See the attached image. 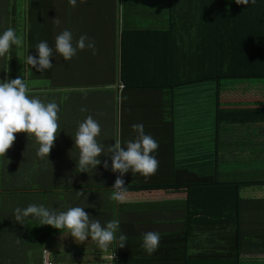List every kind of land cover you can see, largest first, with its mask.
Masks as SVG:
<instances>
[{
	"label": "trees",
	"instance_id": "trees-1",
	"mask_svg": "<svg viewBox=\"0 0 264 264\" xmlns=\"http://www.w3.org/2000/svg\"><path fill=\"white\" fill-rule=\"evenodd\" d=\"M125 3L124 25L118 26L114 12L102 28V74L40 78L69 88L58 100L66 129L72 123L76 132L81 118L70 116L94 106L86 111L102 122L104 147L114 143L117 131L122 143L135 139L131 125H144L145 134L159 144L152 153L159 166L147 180L126 173V197L149 191L159 199L139 200L134 208L112 200L119 173L110 170L106 148L102 171L97 167L80 173L76 183L85 185L69 189L71 204L91 215L118 214L116 235L125 234L127 245L116 247L114 264H127L144 252L141 244L148 230L160 233L158 249H164L147 264H242L241 254L264 252V95L225 98L222 93L232 90V82H264V0L248 5L235 0H165L162 14L167 22L158 28L139 22L144 19L132 12L139 8L130 0ZM229 134L235 141L227 140ZM6 176L0 167V223L5 210L1 177ZM22 194H11L22 209L50 203L42 192L29 191L28 200L21 199ZM63 199L57 212L71 208ZM41 227L45 242L51 228H35Z\"/></svg>",
	"mask_w": 264,
	"mask_h": 264
},
{
	"label": "crops",
	"instance_id": "crops-1",
	"mask_svg": "<svg viewBox=\"0 0 264 264\" xmlns=\"http://www.w3.org/2000/svg\"><path fill=\"white\" fill-rule=\"evenodd\" d=\"M130 1L135 3V7L139 8L132 10V12L138 13L137 16L144 19L139 20V22L146 23V26L153 28L166 26L167 21L162 14V11H164L162 5L165 0ZM124 4L127 5L125 0H89L88 3H80V0H78L77 6L73 7L68 3V0H0L2 10L0 12V34L11 27L23 41L20 46L13 45L9 54L0 57V81L22 77L28 87L27 94L30 97L39 98L44 103L55 101L58 105L59 94L68 91L69 88L48 84L47 80L45 81L40 77H64L85 75V73L86 75L102 74V28L107 24V17H111L114 12L117 14L118 26L122 27L124 25L121 19ZM150 10L153 12L152 15L148 14ZM146 16H149L150 19L145 18ZM56 17H59L61 21L59 26H56L53 22ZM143 24L139 25L142 26ZM128 25L135 27L138 24L129 21ZM65 29L72 32L74 46L81 35H86L91 41H94L95 55L88 49L78 50L71 60L65 61L53 52L51 60L53 67L51 69L37 72L34 68H31L26 63V56L38 57L36 46L40 41H47L49 46L54 49L55 37ZM85 60L89 61L85 64ZM30 76L38 78L30 79ZM59 120L61 125L60 116ZM64 128L63 124L60 132L57 133V138L48 159H42L36 155L38 145L34 138H27L25 133H17L12 147L7 151L3 161L0 162L2 172L8 173L5 178L1 177V193L3 192L2 199L5 210L3 213L4 221L0 223L3 238V242H0V254L3 255L0 264H114L111 257L117 247L115 242L108 250L104 251L97 245L93 248L88 244H84L86 242L96 243L90 238L82 244H79V242L74 244L75 242L66 229L57 230L47 225V230L51 228L49 231L51 237L49 240L46 239L45 242H41V238L38 237L43 235L42 228H35L40 224L38 218L27 217L21 224L14 219V209L21 207L17 206V201L15 202L11 194L18 191L24 193V195H21L23 200H28L29 191L44 193L50 202L45 207L55 211L59 210L61 197L64 198L66 206L70 204L69 207H74L71 204L73 195L69 189H73L76 185L84 186L85 182L82 184L76 183L80 179L79 169L76 167L79 150L76 148L75 143L69 140V134L73 133V124H67L66 130ZM116 135L113 142L119 137L118 131ZM96 139L98 143L102 144L104 140L102 129L101 134ZM122 146L126 147L124 141ZM106 148L104 147L105 150ZM100 166H102V163L97 167L100 168ZM12 173L15 174L12 175ZM81 178L83 181L82 175ZM64 192H66V195H64ZM131 194L133 196L126 197V201L131 208L138 207L134 202L136 203L142 199H151L148 201L152 202L159 199L149 191L131 192ZM113 206L114 204L111 203L112 210ZM130 207L126 206L129 209ZM112 215L114 219L118 220V214H111L109 218V215L105 213L95 214L92 212L91 216L99 219L101 224L104 225L106 222L114 220ZM149 231L151 230L146 231V233ZM61 242L66 243L61 244ZM9 245L10 249L7 248ZM163 249V247L158 249L161 255ZM83 251H89L90 255H85ZM156 254L154 252L152 255H148L144 251L136 257L132 256V259L126 263L147 264V260L154 258ZM239 258L242 264H264V252L243 253ZM150 261L155 262V260ZM124 263L125 260L124 262L119 261V264Z\"/></svg>",
	"mask_w": 264,
	"mask_h": 264
},
{
	"label": "clouds",
	"instance_id": "clouds-1",
	"mask_svg": "<svg viewBox=\"0 0 264 264\" xmlns=\"http://www.w3.org/2000/svg\"><path fill=\"white\" fill-rule=\"evenodd\" d=\"M78 0H68V3L76 7ZM86 0H80L84 3ZM237 5H248L250 0H235ZM255 3V0H251ZM56 26L61 21L59 17L53 19ZM23 43L16 31L9 27L0 34V57L9 54L13 45L20 46ZM91 50L95 55V42L91 41L86 35H81L73 44V34L70 30H63L55 37L54 49L49 46L47 41H40L36 46L37 56L27 55L26 63L37 72H43L53 67L51 62L53 52L59 55L63 60H71L78 50ZM28 87L20 77L10 80L0 81V157H5L7 151L12 147L16 140L17 133H25L27 138H34L38 145L36 155L39 158H47L50 154L57 133L60 132L58 123V105L55 101L44 103L39 98L30 97ZM124 97L119 95L118 102L122 103ZM87 109L82 108L81 111ZM135 132V139L128 140L125 146L119 137L115 142L108 146L110 153V170L113 173H119L112 186L111 199L117 203L126 202L127 188L125 186L124 175L126 173L140 174L147 180L154 175L158 169L159 161L152 153L159 148L158 142L148 134H145L144 125L137 123L131 125ZM101 127L97 120L91 115L81 122L75 133V146L79 150V158L76 167L79 173H87L101 165L98 159L104 155V146L97 142ZM106 156V155H105ZM50 162V161H49ZM103 167L109 169L107 160L103 161ZM78 196H83L84 192L77 191ZM34 217L40 220V225L51 226L57 230L66 229L73 241L84 243L89 238L96 242L100 249L108 250L115 242L117 248H124L127 245V236L120 234V221L110 220L104 225L99 219L93 218L85 208L71 207L66 211L57 212L37 204H29L26 208L17 207L14 209V219L18 223L27 217ZM160 233L149 231L143 234L141 247L146 254L152 255L160 245ZM111 259L115 260L114 252Z\"/></svg>",
	"mask_w": 264,
	"mask_h": 264
},
{
	"label": "rangeland",
	"instance_id": "rangeland-1",
	"mask_svg": "<svg viewBox=\"0 0 264 264\" xmlns=\"http://www.w3.org/2000/svg\"><path fill=\"white\" fill-rule=\"evenodd\" d=\"M89 2V0H86V2H84V3H88ZM2 10H1V7H0V12H1ZM150 12L153 14V12H152V10H150ZM21 79H22V77H20ZM48 83V82H47ZM48 84H50V83H48ZM230 86H232L233 88H232V90L231 89H229V90H226L224 93H222V97H225V98H232V97H236V96H249V95H255V94H258V95H260V94H262V95H264V82L262 81H257V82H253V83H251V82H248V81H237V82H232V83H230L229 84ZM85 109H90V110H93L94 109V106L92 105V104H90V105H87V106H85L84 107ZM85 112H87V114H88V111H79L77 114H75L74 116H70V119H72L73 117H75V116H78L79 115V117L81 118V122H83L85 119H86V117L87 116H89V114L88 115H86L85 114ZM81 114V115H80ZM92 114V113H91ZM84 115V117H82ZM105 115H106V119H108L109 117H111L110 116V113L109 112H106L105 113ZM105 115H103V116H105ZM95 120H97L98 121V119H97V117H96V115H91ZM99 122V121H98ZM58 123H59V125H60V120L58 121ZM64 124V123H63ZM63 124L61 123V125H60V130H61V127L63 126ZM99 124H100V127H101V129H102V122H99ZM59 130V131H60ZM59 133V132H58ZM75 133L76 132H73L72 134H69V140H71V141H73V143H74V135H75ZM100 134H101V132H100ZM227 140L228 141H235V139H236V136H234L233 134H229V135H227ZM109 143H111V140H109ZM112 144V143H111ZM103 156H100V159H101V161H102V158ZM99 170L100 171H102V166H100V168H99ZM102 174V173H101ZM103 182V181H102ZM42 228V227H41ZM43 230H45L44 228H42ZM38 238H40V237H38ZM63 243H66V242H61V244H63ZM74 244H76V243H74ZM82 244V243H81ZM84 244H88L89 246H91V247H93V248H95L96 247V243H92V242H86V243H84ZM7 248L8 249H10L11 247H10V245L9 246H7ZM96 250V249H95ZM104 251V250H103ZM71 252V251H70ZM83 252H85L84 254L85 255H87V256H89L90 254H89V251H83Z\"/></svg>",
	"mask_w": 264,
	"mask_h": 264
},
{
	"label": "built area",
	"instance_id": "built-area-1",
	"mask_svg": "<svg viewBox=\"0 0 264 264\" xmlns=\"http://www.w3.org/2000/svg\"><path fill=\"white\" fill-rule=\"evenodd\" d=\"M121 87V86H120Z\"/></svg>",
	"mask_w": 264,
	"mask_h": 264
}]
</instances>
